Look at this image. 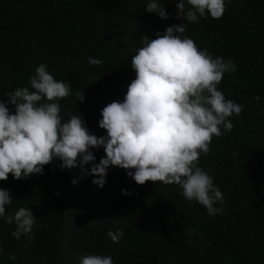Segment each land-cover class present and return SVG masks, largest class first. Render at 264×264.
I'll use <instances>...</instances> for the list:
<instances>
[{"label":"trees","instance_id":"16d2710c","mask_svg":"<svg viewBox=\"0 0 264 264\" xmlns=\"http://www.w3.org/2000/svg\"><path fill=\"white\" fill-rule=\"evenodd\" d=\"M159 2L166 20L144 10L148 0H0V99L30 88L29 78L46 64L71 85L73 95L59 101L63 119L81 113L91 133L106 135L101 111L123 101L142 39L186 23L184 35L199 48L238 66L218 88L243 112L231 117V132L213 136L198 165L221 190L223 212L209 216L179 186L138 185L118 167L100 189L93 177L79 168L61 170L56 160L43 175L0 181L13 196L7 215L27 207L37 218L35 238L19 240L11 235L15 225L0 218V264H75L88 254L110 255L114 264H264V0H230L221 18L199 23L177 18L179 0ZM89 57L103 63L93 66ZM83 92L79 102L75 94ZM92 151L97 163L105 155L102 148ZM117 228L124 236L113 243L107 232Z\"/></svg>","mask_w":264,"mask_h":264},{"label":"clouds","instance_id":"9594fccd","mask_svg":"<svg viewBox=\"0 0 264 264\" xmlns=\"http://www.w3.org/2000/svg\"><path fill=\"white\" fill-rule=\"evenodd\" d=\"M229 2L179 0L177 18L189 23L209 15L219 19ZM144 10L169 18L159 0H148ZM186 29V23L177 24L163 34L157 32L155 39H142L132 56L135 79L122 102L113 101L102 109L98 124L106 135L99 137L90 132L81 113L63 119L59 101L73 95L71 85L55 79L41 63L29 78L30 88H17L5 93L6 101L0 99V181L8 180L10 174L16 180L43 175L45 166L58 160L61 170L79 168L82 176L93 177V185L103 189L109 170L118 167L138 185L148 181L177 185L187 201L202 205L209 216L222 213L224 196L210 170L198 165L201 154L209 153L213 136L231 132V117L243 112V105L226 99L218 88L224 75L238 66L199 48L184 35ZM88 62L103 63L93 57ZM75 95L84 101V92ZM101 148L105 155L97 163L92 150ZM78 183L72 179L74 186ZM122 194L131 195L128 190ZM12 202L11 191L0 188V218L15 225L11 233L15 239H34L37 218L32 209L20 207L7 215L6 206ZM194 232L189 230V235ZM107 236L119 243L124 231L109 230ZM75 264H114V260L110 255L88 254Z\"/></svg>","mask_w":264,"mask_h":264}]
</instances>
